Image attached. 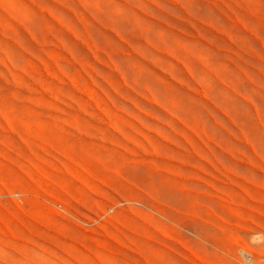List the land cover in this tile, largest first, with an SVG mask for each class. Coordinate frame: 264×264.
I'll list each match as a JSON object with an SVG mask.
<instances>
[{
	"label": "rangeland",
	"instance_id": "374dc122",
	"mask_svg": "<svg viewBox=\"0 0 264 264\" xmlns=\"http://www.w3.org/2000/svg\"><path fill=\"white\" fill-rule=\"evenodd\" d=\"M0 264H264V0H0Z\"/></svg>",
	"mask_w": 264,
	"mask_h": 264
},
{
	"label": "bare ground",
	"instance_id": "6f19581e",
	"mask_svg": "<svg viewBox=\"0 0 264 264\" xmlns=\"http://www.w3.org/2000/svg\"><path fill=\"white\" fill-rule=\"evenodd\" d=\"M174 2V1H173ZM177 2V1H176ZM71 3V2H70ZM178 3V2H177ZM182 4V3H181ZM181 4H180V6H181ZM191 5H192V3H190ZM239 4V3H238ZM197 6V5H196ZM201 6V5H200ZM200 6H198V7H200ZM226 7V6H225ZM102 8V7H101ZM184 8V7H183ZM72 10V9H71ZM97 10H98V8H97ZM73 11V10H72ZM112 11V10H111ZM113 12V11H112ZM234 12V11H233ZM231 13V12H230ZM188 14V13H187ZM234 15V14H233ZM236 17V16H235ZM113 19H114V17H112ZM87 19V18H86ZM123 19V18H122ZM135 19V18H134ZM133 19V20H134ZM121 21V20H120ZM128 22V21H127ZM134 22V21H133ZM133 22H131V23H133ZM237 22H239V21H237ZM122 23V22H121ZM130 23V24H131ZM87 24L88 25H90L88 22H87ZM113 24V23H112ZM115 24V23H114ZM125 24H127L126 22H125ZM117 25V24H116ZM128 25V24H127ZM242 25V24H241ZM134 26H135V24H134ZM209 26V25H208ZM244 28V27H243ZM127 29V28H126ZM123 30V29H122ZM242 36V35H241ZM151 37V36H150ZM242 37H240V39H241ZM140 39H141V37H140ZM143 39V38H142ZM155 39V38H154ZM227 39H229L228 37H227ZM238 39V38H237ZM239 41V40H238ZM241 41V40H240ZM246 41V40H245ZM247 42V41H246ZM245 42V43H246ZM248 43H246V44H244V45H247ZM249 45V44H248ZM130 46V45H129ZM187 46V45H186ZM247 48H248V46H247ZM253 49V47L251 46V50ZM184 50V49H183ZM256 50V49H255ZM133 51V50H132ZM178 51V50H177ZM250 52V51H249ZM252 52V51H251ZM250 52V53H251ZM129 53H130V51H129ZM128 53V54H129ZM178 53V52H177ZM166 54H168V53H166ZM122 60V59H121ZM214 67V66H213ZM215 68V67H214ZM171 69V68H170ZM185 69V68H184ZM204 69V68H203ZM203 69H201L202 71H204ZM171 70H173V69H171ZM213 70V69H212ZM206 71V70H205ZM204 71V72H205ZM214 71V70H213ZM216 72H217V70H215ZM221 71V70H220ZM219 71V72H220ZM187 72V71H186ZM257 72V71H256ZM206 73V72H205ZM210 74V73H209ZM140 75V74H139ZM142 76V75H141ZM209 77H211V76H209ZM213 77V76H212ZM215 79V78H214ZM214 81V80H213ZM257 81V80H256ZM258 83V82H257ZM154 84V83H153ZM157 84V83H156ZM261 84H263V82L261 83ZM158 85V84H157ZM181 85V84H180ZM156 87V86H155ZM169 87V86H168ZM200 87V86H199ZM202 89V88H201ZM171 90V89H170ZM169 92V91H168ZM174 92V91H173ZM217 92H219V91H217ZM203 93V92H202ZM206 94L211 98L210 99V102H211V104L213 103L215 106H216V108H214V109H220V110H222L227 116H228V118H230L232 121L234 120L236 123H237V121H236V117H238L239 116V114H238V111L236 110V108H235V106L233 105V104H231L230 102H227V101H225V100H223L219 95H217V94H214V93H212V92H206ZM161 96H162V94H161ZM202 96V95H201ZM165 97V96H164ZM205 97V96H204ZM159 98V97H158ZM167 98V97H166ZM244 98V97H243ZM205 99H207V98H205ZM252 99V98H251ZM253 100V102H255L254 101V99H252ZM191 101V100H190ZM189 101V102H190ZM167 104H166V106L171 110V111H173V112H175L177 115H181V111H179L178 109H176L170 102H169V100L166 102ZM192 103H193V101H192ZM192 103H190V104H192ZM211 104L209 105L208 104V106L209 107H211ZM194 105V104H193ZM206 106V105H205ZM207 107V106H206ZM222 113V112H221ZM223 114V113H222ZM251 115V114H250ZM259 116V115H258ZM260 117V116H259ZM215 123L217 124V125H221L224 129H227V128H225L226 126L222 123V122H216L215 121ZM231 123V122H230ZM233 124H234V122H232ZM242 129V128H241ZM242 132L244 133V134H246V130H244V129H242Z\"/></svg>",
	"mask_w": 264,
	"mask_h": 264
}]
</instances>
